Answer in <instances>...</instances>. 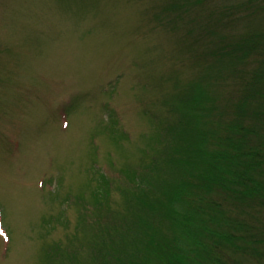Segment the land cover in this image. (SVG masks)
I'll use <instances>...</instances> for the list:
<instances>
[{
	"label": "rangeland",
	"instance_id": "1",
	"mask_svg": "<svg viewBox=\"0 0 264 264\" xmlns=\"http://www.w3.org/2000/svg\"><path fill=\"white\" fill-rule=\"evenodd\" d=\"M164 4L0 0V264H75L54 248L75 251L82 237L110 228L132 232L135 249L137 236L148 239L147 218L168 222L152 197V214L144 208L125 226L133 213L124 195L162 175L159 155L180 151L181 134L164 130L179 91L219 95L228 64L211 58L209 69L195 58ZM169 168L166 179L177 172ZM172 233L158 243L166 248Z\"/></svg>",
	"mask_w": 264,
	"mask_h": 264
},
{
	"label": "trees",
	"instance_id": "2",
	"mask_svg": "<svg viewBox=\"0 0 264 264\" xmlns=\"http://www.w3.org/2000/svg\"><path fill=\"white\" fill-rule=\"evenodd\" d=\"M164 3L163 17L174 29L185 28L195 58L203 57L206 67L211 58L228 64L226 79L216 82L224 104L215 90L203 94L206 89L200 87L195 94L194 85L180 90L177 110H172L176 116L164 123L166 137L171 131L181 134L180 151L159 155L167 168L162 175L142 179L139 192L124 195L133 213L125 226L140 218L144 208L152 214V197L162 204L159 218L167 223H158L155 216L147 218L148 239L137 236L135 249L132 232L108 228L82 237L86 244L75 251L54 248L56 257L66 255L79 264L82 260L75 259L79 255L86 256L88 264H263L264 0ZM202 117L206 126H198ZM167 143L161 146L166 149ZM171 165H177V172L166 179ZM103 175L105 181L114 178ZM154 186L160 189L158 195H152ZM171 229L172 239L165 248L158 237Z\"/></svg>",
	"mask_w": 264,
	"mask_h": 264
}]
</instances>
